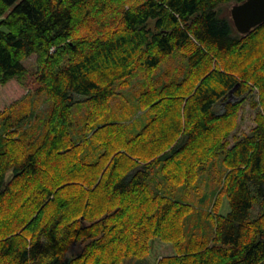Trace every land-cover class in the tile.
<instances>
[{"label": "trees", "instance_id": "obj_1", "mask_svg": "<svg viewBox=\"0 0 264 264\" xmlns=\"http://www.w3.org/2000/svg\"><path fill=\"white\" fill-rule=\"evenodd\" d=\"M242 1L0 0V84L50 102L0 112V264H150L155 239L173 249L156 264H264V22L240 33L222 14ZM140 72L146 120H113ZM255 88V125L231 143L229 96ZM214 182L228 210L204 221L173 194Z\"/></svg>", "mask_w": 264, "mask_h": 264}, {"label": "rangeland", "instance_id": "obj_2", "mask_svg": "<svg viewBox=\"0 0 264 264\" xmlns=\"http://www.w3.org/2000/svg\"><path fill=\"white\" fill-rule=\"evenodd\" d=\"M233 4L235 3L230 2L222 5V14L230 17V9ZM25 64L28 67L34 65V56L25 60ZM175 66L176 62L169 58L164 61L158 69H156V72L159 74L158 76L165 77L164 75L172 72ZM142 78L143 73H137L131 81L129 80V82L118 91V94L114 96V98L109 100L107 111L113 120L132 121L135 119L138 123L146 120V112L141 109L137 102V97L143 89ZM30 84L31 82L29 83V86H23L15 79L10 80L5 84H0V112L9 108L8 110H10V113L12 114L29 113L32 111L38 112L39 114L46 113L50 106V102L45 99L44 95H37L33 93L34 87ZM257 96H259L257 88H255L251 94L247 93L239 98L233 95L229 96L230 102L240 103L237 116V126L228 136L231 143L233 141V135L241 136L242 134L248 133L251 128L254 127V117L259 108H252L251 102L252 100H256ZM222 108V103L218 102L215 105V109L217 111H221ZM79 111V108H74V116L76 119L78 118L77 115L79 114ZM219 168H221L223 172L221 162L217 161L215 162L214 167L210 166L208 169V175L211 176L214 181L215 174L219 171ZM165 187L171 188L169 184L165 185ZM216 188V183L213 190L212 186L208 187L202 184L196 193H188L183 188V185H177L174 186L173 194L177 199L193 203L195 210H197L201 215V221H204V213L206 211H212L213 213L214 211H217L218 213H225L228 210L227 199L225 196L220 195L217 199V203H215L216 197L213 192ZM194 221L196 220H191V217L187 219L184 223V225H186V229H190ZM76 251V245L73 249L70 248L69 250V252ZM172 253L173 249L169 243L161 242L158 239H155L152 241V247L148 254L149 262L150 264H156L161 257Z\"/></svg>", "mask_w": 264, "mask_h": 264}, {"label": "water", "instance_id": "obj_3", "mask_svg": "<svg viewBox=\"0 0 264 264\" xmlns=\"http://www.w3.org/2000/svg\"><path fill=\"white\" fill-rule=\"evenodd\" d=\"M230 16L237 31L247 33L264 22V0H244L235 3L230 9Z\"/></svg>", "mask_w": 264, "mask_h": 264}]
</instances>
